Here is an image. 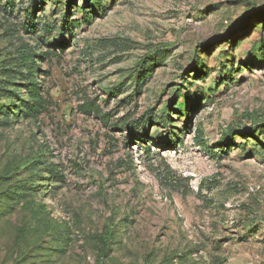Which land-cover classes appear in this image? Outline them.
<instances>
[{"label": "rangeland", "instance_id": "1", "mask_svg": "<svg viewBox=\"0 0 264 264\" xmlns=\"http://www.w3.org/2000/svg\"><path fill=\"white\" fill-rule=\"evenodd\" d=\"M0 97V264H264V0H0Z\"/></svg>", "mask_w": 264, "mask_h": 264}, {"label": "trees", "instance_id": "2", "mask_svg": "<svg viewBox=\"0 0 264 264\" xmlns=\"http://www.w3.org/2000/svg\"><path fill=\"white\" fill-rule=\"evenodd\" d=\"M101 1L102 0H97V3H101ZM32 12H29L28 17L34 19V14ZM29 57L30 56L27 54L24 55L23 61L28 62ZM30 69L34 70L33 67H30ZM138 79L140 80V85H141L142 81L146 79V74L139 75ZM27 86H28L27 91L29 92L31 98L29 99V101L28 100H26L25 102L23 101L25 103L23 106L26 108V110H28V113L34 114L39 112L42 106L41 101L37 99V95H39L37 79L35 77L34 78L31 77V81ZM0 100H2L1 97ZM15 106L17 107V105ZM10 112H11V107H8L7 105H5V103L3 104L2 102H0V114L8 115ZM223 139H226V135Z\"/></svg>", "mask_w": 264, "mask_h": 264}]
</instances>
